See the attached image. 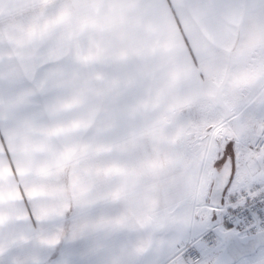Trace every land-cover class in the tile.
<instances>
[{"label":"snow or ice","instance_id":"6c2138e0","mask_svg":"<svg viewBox=\"0 0 264 264\" xmlns=\"http://www.w3.org/2000/svg\"><path fill=\"white\" fill-rule=\"evenodd\" d=\"M0 264H264V0H0Z\"/></svg>","mask_w":264,"mask_h":264},{"label":"rangeland","instance_id":"374dc122","mask_svg":"<svg viewBox=\"0 0 264 264\" xmlns=\"http://www.w3.org/2000/svg\"><path fill=\"white\" fill-rule=\"evenodd\" d=\"M156 199H159V193L157 194Z\"/></svg>","mask_w":264,"mask_h":264}]
</instances>
